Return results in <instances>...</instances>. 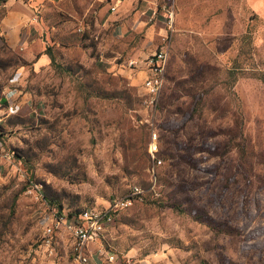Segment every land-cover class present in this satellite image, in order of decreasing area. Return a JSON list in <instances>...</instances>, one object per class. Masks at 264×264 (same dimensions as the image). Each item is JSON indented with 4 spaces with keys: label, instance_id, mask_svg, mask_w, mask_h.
Wrapping results in <instances>:
<instances>
[{
    "label": "rangeland",
    "instance_id": "obj_1",
    "mask_svg": "<svg viewBox=\"0 0 264 264\" xmlns=\"http://www.w3.org/2000/svg\"><path fill=\"white\" fill-rule=\"evenodd\" d=\"M263 1H29L26 41L0 31V264H71L66 230L44 248L45 217L103 207L151 172L159 195L119 210L102 239L114 260L89 264H264ZM163 40L150 102L140 62Z\"/></svg>",
    "mask_w": 264,
    "mask_h": 264
},
{
    "label": "built area",
    "instance_id": "obj_2",
    "mask_svg": "<svg viewBox=\"0 0 264 264\" xmlns=\"http://www.w3.org/2000/svg\"><path fill=\"white\" fill-rule=\"evenodd\" d=\"M121 1L125 0H110L109 10L114 11ZM173 14L172 6L164 9L163 16L169 29L172 27ZM167 56L168 45L167 41L163 40L161 45L147 52L141 58L140 64L145 72L140 85L145 98L150 102L157 100L164 83ZM14 79V76L9 78L11 83L14 82ZM11 95L12 91L10 89L4 92V96L8 101L7 112H14L18 109V102H13ZM156 150L155 132H153L147 146L148 154L153 163L160 162V158L154 154ZM146 192L153 196L159 194L156 187V177L153 172H151L146 186L133 183L129 186L127 192L111 197L103 207L85 206L76 213L71 214L64 210L49 213L42 222L40 240L44 248L51 251L52 235L55 230L62 228L69 232L72 237L71 264H89L90 258L94 255L95 257L103 255L106 261H113L115 258L114 251L102 245L105 230L113 221L117 211L129 206L133 201L141 199ZM90 242L93 244L91 248L88 246ZM126 262L128 264L130 261L127 259Z\"/></svg>",
    "mask_w": 264,
    "mask_h": 264
},
{
    "label": "crops",
    "instance_id": "obj_3",
    "mask_svg": "<svg viewBox=\"0 0 264 264\" xmlns=\"http://www.w3.org/2000/svg\"><path fill=\"white\" fill-rule=\"evenodd\" d=\"M29 1H33V0H4V4L6 8H5V12L0 17V31L5 37L7 43L11 46H15L19 43H23L27 39L29 33L27 26L30 24L28 22H30L29 21L30 15L32 13L30 5L28 4ZM104 1H107L108 4L107 8H108L110 0H104ZM117 7L115 8V10L117 9ZM21 29L23 30L22 32ZM34 48H35L34 45H30L29 52H32L31 50H33ZM38 51L39 54L35 62L38 64L44 63L47 60V54L43 49H40ZM141 71L144 73L145 72L144 68H141Z\"/></svg>",
    "mask_w": 264,
    "mask_h": 264
},
{
    "label": "trees",
    "instance_id": "obj_4",
    "mask_svg": "<svg viewBox=\"0 0 264 264\" xmlns=\"http://www.w3.org/2000/svg\"><path fill=\"white\" fill-rule=\"evenodd\" d=\"M48 55H49V58H50V60H52V55H51V53L50 52H48ZM164 84V83H163ZM162 87H163V85H162ZM162 87H161V89H162ZM161 91V90H160ZM5 92V91H4ZM160 94V93H159ZM3 96H4V94H3ZM2 100H3V105H5V107H6V113L7 114H9V113H13V112H7V99L5 98V96L2 98ZM158 189V188H157ZM159 191V190H158ZM117 195H120V194H116V195H113V196H117ZM159 195V194H158ZM112 196V197H113ZM147 196H149V197H155V196H153L152 194H150L149 192H146V193H144L143 194V196H142V198H144V197H147ZM111 198V197H110ZM83 208V207H82ZM81 209V208H80ZM80 209H77V210H75V211H69V210H67L66 212L68 213V214H71V213H76L77 211H79ZM59 210V207H58V209L56 210L55 209V211H58ZM61 210V209H60ZM118 212V211H117ZM115 216V215H114Z\"/></svg>",
    "mask_w": 264,
    "mask_h": 264
}]
</instances>
